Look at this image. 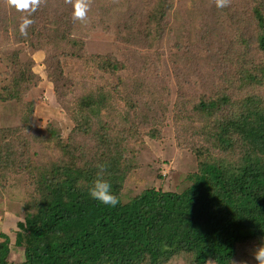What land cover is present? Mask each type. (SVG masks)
I'll return each mask as SVG.
<instances>
[{
  "label": "trees",
  "instance_id": "trees-1",
  "mask_svg": "<svg viewBox=\"0 0 264 264\" xmlns=\"http://www.w3.org/2000/svg\"><path fill=\"white\" fill-rule=\"evenodd\" d=\"M250 1L245 19L221 18L229 20L222 38L202 28L191 34L200 38L169 45L179 60L170 57L173 73L157 92L150 81L162 82L155 72L174 0H145L118 24L121 57L86 51L66 0H43L30 16L10 7L13 39L43 53L55 93L67 95L58 102L71 129L47 121L42 133L33 130L35 104L25 98L38 82L34 60L7 50L0 100L19 112L16 125L0 127V187L23 203L18 230L0 231V264H240L264 244V0ZM22 16L33 20L26 37ZM74 66L88 79L69 77ZM169 122L193 139L192 185L135 191L144 138L156 139ZM98 163L107 165L116 206L88 194ZM13 242L22 263L11 260Z\"/></svg>",
  "mask_w": 264,
  "mask_h": 264
},
{
  "label": "rangeland",
  "instance_id": "rangeland-1",
  "mask_svg": "<svg viewBox=\"0 0 264 264\" xmlns=\"http://www.w3.org/2000/svg\"><path fill=\"white\" fill-rule=\"evenodd\" d=\"M144 2L145 0H91L87 20L83 23L78 21L75 35L83 38L86 43V51L90 54L104 55L114 52L121 57L122 52L119 51L120 47L116 43L118 24L120 22L123 24L128 14L141 10L140 7ZM247 2L252 8L250 0H231L230 5L222 9L216 8L213 0H204V2L200 0H174L171 13L173 17L172 26L166 30L162 40L163 49L160 50L161 53L164 51L167 55H164L162 64L158 65V72H155L156 76H160L162 82L150 81V88L155 89L154 91L157 92L164 85L167 74L173 73V64L170 57L174 61L179 60L177 55L169 54V45H175L176 42L182 41V39L200 38L199 34L196 36H191V34L195 30L202 33L200 30L202 28L222 38L224 27L229 20L221 18L232 17V14H234L238 19L241 16L245 19V15H251ZM196 12L201 14L202 17L195 23L189 22ZM232 18L236 20V18ZM13 20V17L10 19V6L6 0H0V29H2V33L5 31L2 27L6 28V32L1 37L4 44L1 48L2 53L0 52V92H3V87L9 81L8 72L11 64L6 59L7 50L13 53V48H21L23 50L21 60H28L29 58L31 61L34 60L33 69L38 80V82L36 81L37 85L25 98L26 101H33L35 104L34 116L36 121L33 130L36 133H42L43 123L56 121L58 125L63 126L62 133L67 134L71 129V124L58 102L63 94L61 96L56 94L52 83L48 79L43 53L30 50L24 43L19 45L15 43L10 29ZM227 40L230 39L228 38L225 41ZM226 46H229V44ZM191 50L193 49L189 51ZM77 67L69 68L67 70L68 76L79 78L82 75L84 79H88V74L85 73L86 68ZM24 68H26V65H24ZM145 73V68L143 70L138 69L137 78L144 79ZM172 82L175 84V80H172ZM64 97L65 100H68L67 95ZM147 99H150V97L147 96ZM18 112L19 108L16 102L5 103L0 100V127L16 125L18 123ZM143 145L144 148L140 151L139 167H137V172L135 171L133 177L134 180H140V186L135 191L144 190L146 187H155L163 191L182 192L192 185V181L188 177L197 169V160L194 153H192L193 139L184 136L172 122H169L156 139L144 138ZM128 188L133 190L132 183L129 184ZM0 192L2 194L0 196V231L7 233H10V230L17 231V223L22 221V215L20 216L19 212H22L23 200L18 198L15 191H5L0 187ZM14 244L15 242L12 245L11 260L22 263L24 261V251L20 247H15ZM239 258L240 264H257L252 253L246 252L241 254Z\"/></svg>",
  "mask_w": 264,
  "mask_h": 264
},
{
  "label": "clouds",
  "instance_id": "clouds-1",
  "mask_svg": "<svg viewBox=\"0 0 264 264\" xmlns=\"http://www.w3.org/2000/svg\"><path fill=\"white\" fill-rule=\"evenodd\" d=\"M6 2L10 7L15 8L19 12L28 13L30 16L38 9L43 0H6ZM213 2L216 8L222 9L228 7L231 0H213ZM66 3L72 4L73 21L83 23L87 20L91 0H66ZM32 23L33 20L29 19L27 16L21 17L19 30L22 36H27V29L32 25ZM96 167L98 172L96 174V178L91 182V185L88 188L89 196L102 204L116 206L119 203V200L117 196L112 193L111 184L103 178L107 165L98 163ZM164 247L166 249V246ZM253 258L257 264H264V244L255 248ZM207 264H213V262L209 260Z\"/></svg>",
  "mask_w": 264,
  "mask_h": 264
}]
</instances>
